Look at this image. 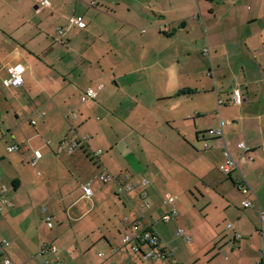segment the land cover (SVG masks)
Returning <instances> with one entry per match:
<instances>
[{
  "label": "crops",
  "instance_id": "crops-1",
  "mask_svg": "<svg viewBox=\"0 0 264 264\" xmlns=\"http://www.w3.org/2000/svg\"><path fill=\"white\" fill-rule=\"evenodd\" d=\"M50 2L0 0V190L7 198L0 240L10 241L12 260L264 264V0ZM17 63L25 66L24 84L7 87L3 80ZM89 87L97 96L83 102ZM234 89L241 105L229 103ZM27 113L40 119L34 130L24 125ZM220 126L221 139L210 133ZM226 149L238 161L230 175L220 170ZM35 151L41 157L33 164ZM41 159L54 165L24 195L29 165ZM100 173L113 178L104 183ZM242 175L248 192L239 189ZM54 179L56 192L65 193L57 201H69V219L82 223L97 208L88 225L101 231L110 224L114 242L99 235L110 245L105 260L83 246L91 238L84 233L71 252L41 253L46 240L31 249L20 209L45 201L44 187ZM91 180L94 194L85 197L82 186ZM127 184L131 189L123 191ZM167 195L177 197L178 215L170 221ZM81 200L90 207L72 214ZM173 220L176 238L189 245L187 257L177 255L174 232L161 225ZM135 221L159 238L164 255L145 257L148 245L138 253L123 244Z\"/></svg>",
  "mask_w": 264,
  "mask_h": 264
},
{
  "label": "rangeland",
  "instance_id": "rangeland-1",
  "mask_svg": "<svg viewBox=\"0 0 264 264\" xmlns=\"http://www.w3.org/2000/svg\"><path fill=\"white\" fill-rule=\"evenodd\" d=\"M24 125L27 128V130H34L38 126V123L40 122V119L38 118L36 113H27L26 117L24 118ZM32 120H35L36 123L33 125L30 123ZM37 124V125H36ZM54 162L50 159H41L37 166L35 168L31 167L29 165L28 170L30 171V183L25 186L22 193L24 195H28V188H30L33 184H39L41 183V180L49 174L50 167L52 166ZM54 165V164H53ZM40 172V174H38ZM62 179V178H61ZM61 179H59V183H61ZM63 180V179H62ZM58 189V182L57 179H54V181L50 182V184L47 187H44V192L46 194L45 201L38 203L36 202L34 205H29L27 208H21L20 212H22L21 217L18 218V222H21V229L23 231L26 230L25 235L27 236V240L31 242V249L36 250L37 246L40 247L41 242L46 240L47 245L52 246L53 244H56V247L59 249V251L62 253H66V251L71 252V248H75L72 246L74 244V239L77 238L76 235H84V234H90L91 238L89 241L85 242L83 246L90 248V254L91 255H97L99 252L102 253L104 257H98L97 260H105L110 255V245L109 241L102 238L99 239L100 233L104 232L108 235L111 242H114L113 235H111L108 229L111 231V226L109 224V228L106 229L105 227L101 228V231L99 229L94 230L95 227L94 224L88 225V220L90 219L92 213L97 212L98 209L95 208L91 214H88L85 216L82 220V223L74 222L73 220L69 219L67 217L65 208H68L69 201L65 200L64 202H59L57 199L61 198L62 195H65V193H58L56 190ZM75 189V190H74ZM71 192L76 191V187ZM75 196L71 194V200H74ZM110 198H114L112 195ZM165 200V199H164ZM84 201H80L76 208L72 210V214L76 213L78 215L83 214L90 206L84 205ZM145 204V203H144ZM97 207V206H96ZM102 205L100 206V208ZM46 209V211H44ZM67 211H71L67 210ZM105 211H108L107 208H105ZM47 216H50L52 218L53 227L49 228L46 224L45 218ZM23 220V221H22ZM87 221V223L84 224V222ZM168 228H170V232H174L173 239L175 240V244L177 248H180L178 251H176L177 255L181 257V254L184 257H187L189 255V245L184 242L182 238L177 237L176 238V221L173 220L172 222L168 224H161ZM96 228V227H95ZM82 234H77L79 231ZM93 229V230H92ZM91 230L93 234L91 235ZM169 231V229H168ZM79 233V232H78ZM84 233V234H83ZM192 234V233H191ZM191 236V235H190ZM124 235L122 236L123 239ZM54 238V239H53ZM196 237L192 234L191 240H192V246L194 248H198V242L195 241ZM53 240V241H52ZM59 252V253H60ZM59 255V254H58Z\"/></svg>",
  "mask_w": 264,
  "mask_h": 264
},
{
  "label": "built area",
  "instance_id": "built-area-1",
  "mask_svg": "<svg viewBox=\"0 0 264 264\" xmlns=\"http://www.w3.org/2000/svg\"><path fill=\"white\" fill-rule=\"evenodd\" d=\"M42 7H49L51 5L50 0H36ZM71 23L79 26H84V23L76 18H71ZM59 34H62V29H59ZM24 73H25V66L22 63H17L13 66H11L8 69V76L3 80V84L7 87H20L24 84ZM97 96V91L93 87H89L82 96V101L86 102L90 99H94ZM243 97L238 91V89H234L231 95V99L229 100L230 104L235 105H241L243 103ZM219 103H222L220 100ZM35 123V121H32ZM210 133L214 135L215 137L221 139L224 137V131L223 127L220 126L214 130H211ZM79 145V142H72L69 144L68 149L70 151L74 150ZM205 147H208V144H204ZM65 146V144L63 145ZM17 146L10 147V149H16ZM41 157V153L39 151H35L34 158H33V164L36 163V161ZM224 162L220 165V170L226 174L230 175L234 171L238 169V161L231 155V153L226 149L224 151ZM113 176L111 174L106 173H100L97 177L99 181H102L104 183L109 182L112 180ZM239 189L242 192H248L251 189V186L242 175V178L238 181ZM94 181L91 180L84 184L82 186V190L85 197H91L94 194L93 189ZM131 189V185L127 184L125 185L122 190H129ZM177 197L173 195H167L165 199V203L170 205L169 212L164 216L165 221L172 220L175 216L178 215V209L175 207ZM7 202V198L5 195V188L0 190V213L4 210V204ZM243 205L245 207L251 206V201L249 199L245 200L243 202ZM142 208L144 209L145 206L143 205ZM48 225L52 226L51 218H48ZM180 232L183 233V230L180 229ZM187 240H190V237H187ZM123 243L130 246V249L133 252H141L142 246L145 244H148L150 246H153V248L150 247L149 253H143L145 257H152L155 259L156 256L162 254L164 255V249L159 244V238L152 233L149 229H146L140 221H135L131 226L130 229L124 234V237L122 239ZM10 246V241L7 239L0 240V264H18L12 260V258L9 256L7 252V248ZM48 251H52L53 253H56L58 251V248L55 245L49 246L44 245L41 249V253H45ZM170 255L172 253H169ZM100 256H103L102 253H100ZM170 264H174L173 261L170 262Z\"/></svg>",
  "mask_w": 264,
  "mask_h": 264
},
{
  "label": "trees",
  "instance_id": "trees-1",
  "mask_svg": "<svg viewBox=\"0 0 264 264\" xmlns=\"http://www.w3.org/2000/svg\"><path fill=\"white\" fill-rule=\"evenodd\" d=\"M133 224V223H132ZM50 227V226H49ZM53 227V223H52V226H51V228ZM146 229H149V228H147V227H145ZM150 230V229H149ZM151 231V230H150ZM124 244V243H123ZM125 246H127L126 244H124ZM145 245H148V244H145ZM149 246V248L151 247V248H153V246H150V245H148Z\"/></svg>",
  "mask_w": 264,
  "mask_h": 264
}]
</instances>
